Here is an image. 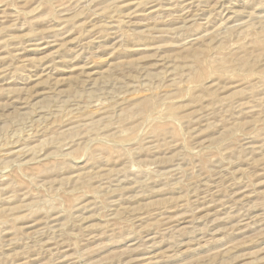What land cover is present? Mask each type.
I'll return each mask as SVG.
<instances>
[{"label":"rangeland","instance_id":"1","mask_svg":"<svg viewBox=\"0 0 264 264\" xmlns=\"http://www.w3.org/2000/svg\"><path fill=\"white\" fill-rule=\"evenodd\" d=\"M0 264H264V0H0Z\"/></svg>","mask_w":264,"mask_h":264}]
</instances>
